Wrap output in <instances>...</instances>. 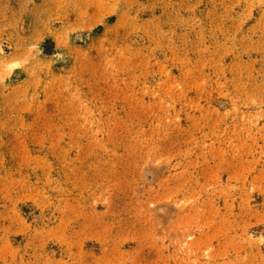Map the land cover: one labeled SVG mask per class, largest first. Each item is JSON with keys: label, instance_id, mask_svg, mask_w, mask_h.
Wrapping results in <instances>:
<instances>
[{"label": "rangeland", "instance_id": "obj_1", "mask_svg": "<svg viewBox=\"0 0 264 264\" xmlns=\"http://www.w3.org/2000/svg\"><path fill=\"white\" fill-rule=\"evenodd\" d=\"M0 264H264V0H0Z\"/></svg>", "mask_w": 264, "mask_h": 264}]
</instances>
